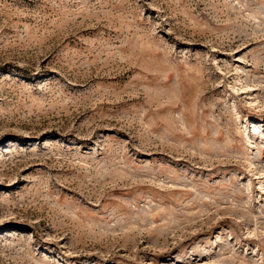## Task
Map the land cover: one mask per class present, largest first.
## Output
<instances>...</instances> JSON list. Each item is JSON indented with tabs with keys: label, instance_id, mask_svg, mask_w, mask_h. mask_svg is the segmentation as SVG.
<instances>
[{
	"label": "rangeland",
	"instance_id": "obj_1",
	"mask_svg": "<svg viewBox=\"0 0 264 264\" xmlns=\"http://www.w3.org/2000/svg\"><path fill=\"white\" fill-rule=\"evenodd\" d=\"M0 264H264V0H0Z\"/></svg>",
	"mask_w": 264,
	"mask_h": 264
}]
</instances>
